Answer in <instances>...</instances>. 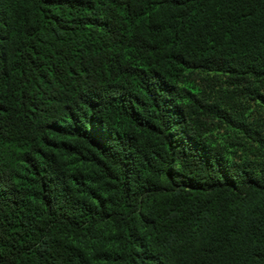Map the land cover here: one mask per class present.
Masks as SVG:
<instances>
[{
  "label": "trees",
  "instance_id": "1",
  "mask_svg": "<svg viewBox=\"0 0 264 264\" xmlns=\"http://www.w3.org/2000/svg\"><path fill=\"white\" fill-rule=\"evenodd\" d=\"M221 82L264 103V0H0V264H264Z\"/></svg>",
  "mask_w": 264,
  "mask_h": 264
},
{
  "label": "rangeland",
  "instance_id": "2",
  "mask_svg": "<svg viewBox=\"0 0 264 264\" xmlns=\"http://www.w3.org/2000/svg\"><path fill=\"white\" fill-rule=\"evenodd\" d=\"M198 85V81H196ZM204 88V87H201ZM206 97H209L210 101L218 104L222 109L226 110L231 117L238 121L246 123L252 129H258L264 134V103H261V107H258L253 101L247 100L244 96L236 94L232 87L225 83L217 84L212 90L204 88ZM235 130V131H234ZM213 138L224 147H231L234 149L237 137H243L239 129H234L230 125H219L215 122L212 123L210 132Z\"/></svg>",
  "mask_w": 264,
  "mask_h": 264
}]
</instances>
